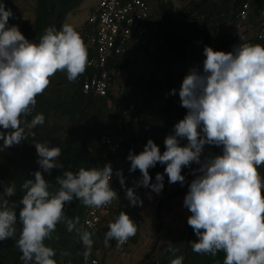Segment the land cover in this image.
<instances>
[{"label":"clouds","instance_id":"9594fccd","mask_svg":"<svg viewBox=\"0 0 264 264\" xmlns=\"http://www.w3.org/2000/svg\"><path fill=\"white\" fill-rule=\"evenodd\" d=\"M13 15L0 2V129L4 130L0 131V141L7 149L20 145L28 135H34L31 129L44 124L43 114L25 121L24 126L21 117L31 115L50 78L58 71L66 72L67 79L75 82L89 64L87 47L74 27L65 24L59 31L47 27L36 43L18 26H7ZM203 55V70L190 68L178 90L187 114L174 125V134L166 136V150L161 153L149 139L139 154L129 151V171L139 169L142 178L138 186L159 194L165 174L170 184L183 186L182 169L193 163L200 165L193 172L195 178L183 202L191 213L187 223L198 238L190 242L192 251L212 257L223 252V264H264V178L258 170L264 166V45L243 42L229 52L205 46ZM176 92L173 89L170 94ZM184 139L187 144L181 146ZM34 145L37 163L44 172L64 167L56 162L61 156L59 146ZM205 145L222 146V154L202 161ZM157 163L166 167L151 183L149 169ZM32 175L34 179L21 185L24 194L19 205L10 199L16 194L15 184L4 186L0 193V241L16 237L19 207L22 227L16 247L24 264H58L56 250L45 241L53 239L60 222L79 236L87 261L94 234L78 228L80 218H67L64 209L74 198L94 208L118 199L110 183L111 163L102 168L81 167L77 172L65 170L62 177H56L59 188L55 192L49 191L41 171ZM115 175L124 187L122 170ZM126 198L133 206L143 203L133 188L126 189ZM107 228L105 247H111L113 240L117 247L122 246L137 233L136 222L123 211ZM69 255L61 252L62 257ZM171 264H183V257L172 259Z\"/></svg>","mask_w":264,"mask_h":264},{"label":"trees","instance_id":"16d2710c","mask_svg":"<svg viewBox=\"0 0 264 264\" xmlns=\"http://www.w3.org/2000/svg\"><path fill=\"white\" fill-rule=\"evenodd\" d=\"M17 0H0L13 12V17L8 21L7 26H18L22 34L29 40L38 43L40 37L44 34L47 27H54L57 31L65 25L69 14L74 13L82 7L86 0H32L31 7L23 16L16 11ZM248 0H182L179 2L185 9L177 16L172 5L161 3H151V22L159 29V36L164 40V46L158 54L148 55L161 60L167 67L172 69L185 65L187 61L188 49L195 43H200L204 49L210 46L214 50L229 52L233 47L243 43L241 37L247 33L250 34L249 40L244 42L264 45V40L258 36L257 16L264 9V0H257L252 4L251 18L247 26L250 31L241 35L232 33L239 29L238 14L243 5ZM88 25V24H87ZM86 25V27H87ZM6 26V27H7ZM229 28V32L221 34V30ZM87 29L92 31L88 26ZM80 33V31H77ZM88 51V60L92 57V51L85 43ZM130 59L120 61L113 58L109 62L110 91L108 97H98L94 94H85L83 85L85 80L95 74V69L86 68V71L80 75L75 82L67 79L66 72H57L50 78V85L44 93L37 96V104L31 115L21 117L22 125L24 122H30L37 114H43L45 122L43 125H37L34 129V135H28L20 145L11 148H4L0 141V193L4 186L15 184L16 194L11 197L19 205V200L23 196L21 185L26 179H34L32 173L41 171L44 178L48 181L49 191L55 192L59 185L56 177L61 176L65 170L77 172L81 167L86 169L92 167L102 168L105 164L111 163L114 171V190L117 191L119 198L115 200V212L112 222L118 217L120 212L130 215L129 200L126 198V189L132 187L140 194V200H145L146 195L153 194L155 198L162 197L156 207V217L158 219V228L156 229L157 245L161 239L164 230V221L166 213L172 211L178 199L184 191H188L189 185L195 178L193 172L200 165L193 163L190 167L182 169V175L185 176V183L170 184L165 174L163 190L156 194L150 188L138 186V181L142 178L139 169L130 172V161L127 159L129 151L139 154L143 151L149 139L153 140L159 148L165 151L163 144L166 136L174 134V125L182 120L187 114V109L176 102V94L171 95V91L176 89L170 76L165 80H159L151 74V80H145L147 74L138 75L129 72ZM122 71L128 72V78L119 92L115 95L112 91V83L115 80L114 74ZM114 73V74H113ZM137 104L139 107L138 117L140 123L137 127H130L128 130L118 132L114 136L119 154L114 157L109 152L103 150L100 146V139L109 126L112 112L116 119L122 118V113L130 105ZM0 131H4L0 129ZM35 143H48L49 147L59 146L61 156L57 163H62L63 168H54L51 173L44 172L37 163L39 157L35 148ZM181 146L187 144V140H181ZM222 146L205 145L201 156L203 161L209 155L215 156L222 154ZM125 163L126 167H121L120 163ZM118 166V167H117ZM166 165L157 163L149 169L151 183H155L157 173H164ZM122 170L125 178V186L122 187L115 172ZM264 178V166L258 169ZM198 174V173H197ZM147 200V201H146ZM85 205L78 199L65 206V214L69 219L80 218L77 225L81 228L84 218ZM134 212L133 221L137 225V233L131 237L132 244H137L141 238V225L143 220L141 205ZM17 211V233L16 237L5 241H0V264H24L20 260L22 253L16 247V239L19 238L20 228L19 207ZM101 231V229H100ZM94 240L95 245H99L98 238ZM52 240H46L45 243L56 250L58 264H81L83 243L75 232H68L66 224L60 222L52 234ZM59 237V239H56ZM193 229L187 224L185 231L181 234L179 240L162 257V264H171V260L177 257H183V264H223L225 253L218 252L215 257L211 255L197 254L192 251L191 241H196ZM70 253L69 256L62 257L61 252ZM154 254L152 250L150 256Z\"/></svg>","mask_w":264,"mask_h":264},{"label":"built area","instance_id":"2783aa9c","mask_svg":"<svg viewBox=\"0 0 264 264\" xmlns=\"http://www.w3.org/2000/svg\"><path fill=\"white\" fill-rule=\"evenodd\" d=\"M257 0H248L238 14L239 26L247 25L251 18L252 4ZM172 5L177 16L184 11V7L174 0H99L93 9L88 26L92 28L80 31V35L92 51L87 68L95 69V74L85 80L83 92L94 94L98 97H108L110 91L109 62L115 58L120 61L130 59L134 50L142 55H157L164 46V40L159 36L158 27L151 22V3ZM258 36L264 40V9L257 16ZM145 80L150 81L151 75L147 74ZM139 107L137 104L130 105L122 113L121 119L109 114V126L100 139V146L114 157H118L119 150L114 142V136L130 127H137L140 119L137 115ZM162 153V149L160 148ZM118 167V166H117ZM114 171L111 178V187L114 189ZM132 188V187H130ZM135 191V190H134ZM138 196L140 193L135 191ZM115 200L111 205L101 208L86 207L81 228L93 233L92 239L98 237L103 224L112 219L115 212ZM130 218L134 219L137 205L129 204ZM132 244L131 238L119 247V253L125 257L128 248ZM83 245V253L85 251ZM82 253L81 264H102L100 249L93 243L91 254L85 261ZM147 264H162L161 260H151Z\"/></svg>","mask_w":264,"mask_h":264},{"label":"rangeland","instance_id":"374dc122","mask_svg":"<svg viewBox=\"0 0 264 264\" xmlns=\"http://www.w3.org/2000/svg\"><path fill=\"white\" fill-rule=\"evenodd\" d=\"M178 2H182V0H176ZM96 0H86L80 10L71 13L68 15L65 24L74 27V29H80L84 27L89 20V12L91 7L95 4ZM32 0H17L16 11L20 16H23L25 11L30 9V5ZM244 25L242 27H245ZM229 32V28L225 27L221 30V34ZM232 33H235L232 31ZM237 34V33H235ZM244 42V40H243ZM201 48L202 45L200 44ZM131 62L129 72H134L138 75L141 74H151L153 77L159 80H165L166 77L170 76L172 79L173 84L176 86V102L180 103V98L178 94V90L182 84V81L187 74L188 70L185 68L184 65L173 67L170 69L167 67L161 60L153 58L148 55H141L138 53H134L131 55ZM200 59V58H199ZM195 66L200 68L201 71L203 70V63L200 64L199 62H195ZM114 74V73H113ZM114 81L112 83V91L115 95L119 94L123 86L125 85L128 72L122 71L120 73L114 74ZM121 167H126L125 163H120ZM187 191H184L181 197L178 199V202L174 206L171 212L166 213V209L163 213L166 214L165 221H164V230L161 235V239L158 244H155L156 241V229L158 228V219L155 215L156 208L154 211L151 212L150 209L146 208V214L149 215L146 217L148 223L151 225L147 228V231L142 238V231H141V238L139 243L132 244V248L134 249V254L138 255V263L137 264H147L151 260H159L164 257L165 254L169 252V249L173 247V245L179 240L181 234L185 231L187 226V218L191 215L190 211L184 206V197ZM156 205V204H155ZM153 212H155L153 214ZM145 213V212H144ZM139 246L137 247V245ZM136 246V247H135ZM152 250H154V254L150 256Z\"/></svg>","mask_w":264,"mask_h":264},{"label":"crops","instance_id":"0c3cea01","mask_svg":"<svg viewBox=\"0 0 264 264\" xmlns=\"http://www.w3.org/2000/svg\"><path fill=\"white\" fill-rule=\"evenodd\" d=\"M98 2H99V0H96L95 4L91 7L90 12H89V17L91 15L93 9L97 6ZM174 2L179 3L176 0H174ZM86 25L80 29H76V31H85L88 28V25H87V27H86ZM238 27H239V29L233 30L238 35H241L244 32L250 31L249 26H245V27L238 26ZM249 37H250V34L247 33L243 37V40L244 41L249 40L248 39ZM203 50L204 49H203V47L201 48L200 43H195L188 49L187 61H186V64L184 65L188 71L190 68L196 67L195 62H199L200 64L203 63V61L205 59V56L203 55ZM134 53L140 54L137 50H134L132 52V54H134ZM130 62H131V58H130ZM163 144H164V142H163ZM161 198L162 197L155 198V195L149 194V195H146V198H145V199L149 200V201L146 200L147 203H145V200H142L143 203L140 207V210L142 211V215H143V220H142V225H141L142 238L144 237V235L147 231V228H148L147 225H149L148 220L146 218L149 214L148 213L146 214V211H147L146 208L150 209L149 212H151L152 210L154 211V209L157 207L158 201ZM154 199H156L158 201H154ZM154 213L155 212H153V214ZM155 215H156V213H155ZM109 222H112V219H110L109 221H107L103 224V226L101 227L99 238H98V243H99L98 246L100 249V256H101L102 264H137L139 261L137 259L138 255L134 254V249L132 248V244L128 248V255L125 257L121 256V254L119 253V247L120 246L119 247L116 246L115 240L110 241L111 247H105L103 237H104V234L108 231L107 226H108ZM150 225H151V222H150ZM150 225H149V227H150ZM138 246H139V244L137 245V247Z\"/></svg>","mask_w":264,"mask_h":264}]
</instances>
